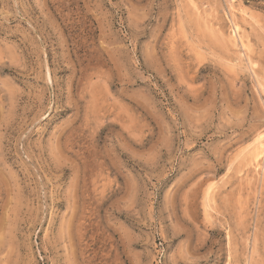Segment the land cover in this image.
Masks as SVG:
<instances>
[{"label": "rangeland", "instance_id": "rangeland-1", "mask_svg": "<svg viewBox=\"0 0 264 264\" xmlns=\"http://www.w3.org/2000/svg\"><path fill=\"white\" fill-rule=\"evenodd\" d=\"M261 135L264 0H0V264H264Z\"/></svg>", "mask_w": 264, "mask_h": 264}, {"label": "bare ground", "instance_id": "bare-ground-1", "mask_svg": "<svg viewBox=\"0 0 264 264\" xmlns=\"http://www.w3.org/2000/svg\"><path fill=\"white\" fill-rule=\"evenodd\" d=\"M232 13H233V11H232ZM233 26H235V25H233ZM237 26H238V25H237ZM233 28H236V29H237V27H233ZM238 31H239V29H238ZM233 33H234V31H233ZM243 33H244V32H243ZM238 36H239V35H238ZM239 37H240V36H239ZM239 37H238V38H239ZM236 38H237V37H236ZM236 40H239V39H236ZM230 41H231V39H230ZM243 43H244V42H243ZM243 43H242V41H241V45H242V46L244 45ZM237 46H238V45H237ZM240 50H241V49H240ZM263 139H264V136L261 135V136L259 137V140L262 141ZM259 140H258V141H259ZM255 141H256V140H255ZM257 146H258V145H257ZM263 147H264V144H263ZM263 150H264V149H263ZM263 150H262V151H263ZM262 153H264V152H259V153H257L255 157L262 156ZM259 161H260V160H259ZM261 162H263V161H261ZM259 166H260V165H259ZM261 171H262V170H261ZM260 174H261V173H260Z\"/></svg>", "mask_w": 264, "mask_h": 264}]
</instances>
